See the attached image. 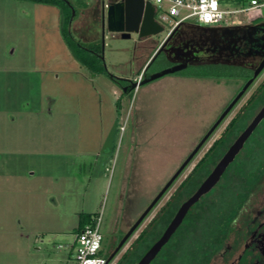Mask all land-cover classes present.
<instances>
[{
    "label": "rangeland",
    "instance_id": "obj_1",
    "mask_svg": "<svg viewBox=\"0 0 264 264\" xmlns=\"http://www.w3.org/2000/svg\"><path fill=\"white\" fill-rule=\"evenodd\" d=\"M68 1L74 6L71 16L86 2ZM218 1L225 11L250 2ZM262 19L264 11L257 10L227 15L222 24ZM163 25L151 38L155 44L171 27ZM96 50L102 75L73 61L60 34L59 10L50 0H0V264H76L70 245L80 214L100 219L107 257L109 244L172 177L235 89L166 75L122 97L119 109L113 91L120 87L111 77L132 75L133 62L125 63L139 51L137 38L106 35ZM162 68L159 58L148 74ZM220 131L203 144L110 264Z\"/></svg>",
    "mask_w": 264,
    "mask_h": 264
},
{
    "label": "flooded vegetation",
    "instance_id": "obj_2",
    "mask_svg": "<svg viewBox=\"0 0 264 264\" xmlns=\"http://www.w3.org/2000/svg\"><path fill=\"white\" fill-rule=\"evenodd\" d=\"M96 4L97 1L90 0L87 5L91 9V30L95 29L89 33L87 42L82 40L74 41V44L91 53H95L97 44H102L101 35L98 31L99 16ZM70 6L74 7L71 3ZM137 42L139 49L148 53L142 68L122 80L116 79L120 87L119 95L116 98L119 109L121 108L119 103L122 97H128L133 91L129 82H137L139 77V82L148 78L150 76L148 69L159 58L163 65L162 70L183 66L184 69L172 74L180 79L202 80L214 85H233L235 87L233 94L227 98L219 114L207 131L198 139L197 144L215 124L243 86L249 80H252L243 95L205 141V143L208 142L216 131L221 129L189 172V174L193 172L203 160L209 166L206 176L189 196L191 197L264 107V19L231 26L217 24L204 27L196 24H181L157 44L153 43L151 38L137 40ZM81 44L95 45L85 47ZM261 64H263V67L254 78V73ZM145 66L146 68L143 71ZM229 70L234 71V76L224 77L223 74ZM200 71L210 73L211 77L201 79L183 75L187 72L196 73ZM257 81H259L257 85L248 94ZM243 99L245 100L242 102ZM240 102L242 103L240 104ZM215 145L221 146L219 156L214 151L216 149ZM196 155L197 153L189 164H191ZM212 160H215V162L211 163ZM185 178L174 188L173 192L158 208L147 224L129 243L125 252L131 249L134 242L150 225L156 215L165 213V208L171 203V198ZM188 198L178 203L176 210L156 240L134 264H137L162 237L177 211ZM155 206L147 216H149ZM139 216H137L130 227ZM137 229L128 238L124 246ZM125 233H122L118 241L115 239L113 243L109 244V255L114 251ZM149 264H264V117L245 139L242 147L224 169L216 184L192 204L180 225Z\"/></svg>",
    "mask_w": 264,
    "mask_h": 264
},
{
    "label": "water",
    "instance_id": "obj_3",
    "mask_svg": "<svg viewBox=\"0 0 264 264\" xmlns=\"http://www.w3.org/2000/svg\"><path fill=\"white\" fill-rule=\"evenodd\" d=\"M70 6L68 0H61ZM97 1L96 9L99 16V34L101 35V42L103 46V41L106 35H119L122 39H130L132 36H136L137 40H145L157 36L163 32V26L157 21L155 6L150 0H95ZM72 8V7H71ZM74 12H72V15ZM102 58V54L99 55ZM263 64L255 71L254 78L259 73ZM144 67L143 71L145 70ZM184 67H172L164 69L160 72L150 75L148 78L143 79L140 82H129L131 90L136 89L138 86L148 84L166 75H172L178 71H181ZM252 80H249L229 104V106L220 115L215 124L210 128V130L202 137L196 147L190 152L182 164L178 167L172 177L166 182L163 188L158 192V194L151 201L149 206L141 213L138 219L130 227V229L123 235L114 251L108 256L107 264H109L115 255L122 249L128 238L137 229V227L146 218L151 209L156 205V203L161 199L164 193L172 185V183L178 178L182 171L187 167L189 162L192 160L194 155L199 151L201 146L205 143L207 138L210 136L215 127L220 123V121L225 117L233 105L238 101V99L243 95L246 89L251 84ZM264 117V107L254 118L251 125L244 131V133L235 141V143L229 148L227 153L218 162L212 173L203 181L197 191L189 197L179 208L173 220L170 222L166 228L162 237L149 249V251L140 259L137 264H149V262L154 258L160 248L167 242L171 234L180 225L182 219L184 218L188 209L194 204L198 199L206 194L218 181L219 177L223 173L227 165L232 161L236 153L242 147L243 142L254 129V127L259 123V121Z\"/></svg>",
    "mask_w": 264,
    "mask_h": 264
},
{
    "label": "trees",
    "instance_id": "obj_4",
    "mask_svg": "<svg viewBox=\"0 0 264 264\" xmlns=\"http://www.w3.org/2000/svg\"><path fill=\"white\" fill-rule=\"evenodd\" d=\"M243 0H240V3H243ZM51 6L56 7L59 10L60 15V34L62 40L64 41L68 50L72 53V56L76 61L84 66L86 69L92 71L95 74L102 75L105 74L100 61L97 60L99 52L95 49V53H91L88 50H84L77 44H74V40L68 32V23L71 19L70 9L74 8L67 5L61 0H50ZM70 4V3H69ZM72 7V8H71ZM93 50V48H91ZM186 77H195V78H209L211 77L210 73L205 71H200L196 73H184ZM224 77H233L234 71L229 70L227 73L223 74ZM112 81L118 85L116 79L111 77ZM257 105V102H256ZM215 152L219 156L221 153V146L215 145ZM208 161V160H207ZM214 163L215 160H212L211 163ZM208 165L206 161H201L193 172H191L185 180L180 184L174 196L171 198V203L165 208V213L158 214L150 223V225L141 233L139 238L134 242L130 250L126 251L118 260L116 264H134L138 260L143 252L149 248V246L156 240L158 235L161 233L162 229L166 226L168 220L173 215V212L176 210L179 202H182L188 198L200 182L206 176ZM94 220L90 215H79L77 230H80L84 225L91 224ZM103 247V246H102ZM109 256V255H108ZM108 256L106 258H108Z\"/></svg>",
    "mask_w": 264,
    "mask_h": 264
},
{
    "label": "built area",
    "instance_id": "obj_5",
    "mask_svg": "<svg viewBox=\"0 0 264 264\" xmlns=\"http://www.w3.org/2000/svg\"><path fill=\"white\" fill-rule=\"evenodd\" d=\"M151 2L155 6L157 21L163 26V29V23L171 25L168 33L181 24L207 27L222 24L225 21V16L234 13L264 11V1L257 0H250L247 7L233 11L220 9L218 0H153ZM159 10L160 14H158ZM139 80L140 77L137 82ZM102 240L100 219H95L91 224L84 225L75 234L70 245L76 264H107V258L102 255Z\"/></svg>",
    "mask_w": 264,
    "mask_h": 264
},
{
    "label": "crops",
    "instance_id": "obj_6",
    "mask_svg": "<svg viewBox=\"0 0 264 264\" xmlns=\"http://www.w3.org/2000/svg\"><path fill=\"white\" fill-rule=\"evenodd\" d=\"M82 1H86V2L78 6V8L74 11V14L71 16V19L69 20V23H68V32L70 33L73 40L77 42L81 40L84 42H87L89 33H91V31L95 29L92 26L93 30H91V25H92V22L90 19L91 9L87 7L88 2L90 0H82ZM257 1H260V0H257ZM81 45L85 47L87 46L89 47V46H94L95 44H81ZM147 53H148L147 51H142L141 49H139V51L135 53L134 57L128 63H125V64L126 65L129 64L130 66L132 65V62H133L134 64L133 71L134 72L138 71L140 68H142L143 63L145 62ZM73 61L79 64L74 57H73ZM113 95L115 96V98H117V96L119 95V92H117V90H114Z\"/></svg>",
    "mask_w": 264,
    "mask_h": 264
}]
</instances>
